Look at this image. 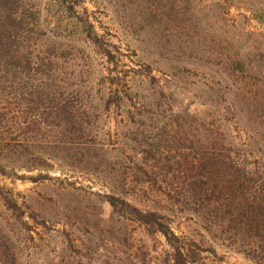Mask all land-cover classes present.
<instances>
[{"label": "rangeland", "instance_id": "1", "mask_svg": "<svg viewBox=\"0 0 264 264\" xmlns=\"http://www.w3.org/2000/svg\"><path fill=\"white\" fill-rule=\"evenodd\" d=\"M23 4L36 14L37 22L26 43L36 48L34 53L45 67L40 66L39 73H11L0 52V163L5 165L0 173V221L5 224L13 213L4 201L9 197L24 209H39L53 223L48 227L32 223L29 235L19 224L18 264L49 260L58 264L63 257L71 264H173V249L162 234L133 221H127L121 234L103 196L116 193L140 205L159 200L155 191L153 198L149 196L148 191L156 188L149 179L155 172H165L157 168L150 178L136 172V152L141 149L133 148L131 140L142 128L132 123L133 115L151 118L152 136L161 131L180 136L183 123L190 135L213 128L220 138L234 136L227 111L225 61L236 52L245 54L248 45L264 44V22L259 21L264 19V0H24ZM6 9V0H0V33ZM40 74L50 76L63 94L74 99L77 109L91 117L84 118L89 134L64 136L75 146L61 143L55 131L38 123L35 131L28 132L27 120L34 111L28 103L29 87L38 84ZM115 90L125 100L106 106ZM164 152L161 147L158 154ZM179 152L169 155L177 161ZM30 164L32 169H27ZM168 217L175 234L190 243L192 264H264V254L249 247L245 254L239 253L227 236L217 235L196 216ZM64 235L81 238L82 248L63 245ZM40 236H48L50 242L44 253L36 247ZM101 236L106 242L94 243Z\"/></svg>", "mask_w": 264, "mask_h": 264}, {"label": "trees", "instance_id": "2", "mask_svg": "<svg viewBox=\"0 0 264 264\" xmlns=\"http://www.w3.org/2000/svg\"><path fill=\"white\" fill-rule=\"evenodd\" d=\"M14 1L15 8L11 6ZM6 2L0 52L4 54L5 63L10 66L8 70L20 75L27 71L39 73L38 68L45 67V63L35 55L36 48L32 50L26 43L36 28V14L24 6V0ZM30 17L34 22L32 19L29 21ZM259 21L264 22V19L259 18ZM224 72L229 79L227 111L233 123L234 136L230 139L220 138L213 128L205 130V133L190 135L184 123L179 125L180 136L173 138L170 131L156 132L152 136L151 131L155 129L150 127L153 125L151 118H147V114L133 115L132 123L142 128L133 133L131 140L135 145L133 148L141 149L136 152L139 160L136 172L146 173L150 178L154 170L159 168L165 175L155 172V177L164 176L174 183L168 184L167 179L151 177L149 180L155 183L156 188L148 191L149 196L152 197L155 191L158 193L156 199L161 200L151 204H135L116 193L103 196L111 209L110 218L114 219L121 234L127 227V221L137 222L153 233L162 234L173 249V264H192L195 260L194 254L191 256L190 253V243L175 234L168 215L196 216L217 235L227 236L239 253L245 254V247H249L264 254V44L261 47L248 45L243 55L238 52L230 55L225 61ZM37 81L38 84L35 82L36 85L29 87L32 92L29 93L28 103L34 107V111L30 112L27 120L28 132L35 131L34 127L38 123L45 129L55 131L56 137L63 141L58 143L75 146L74 141L64 136L72 135L74 139V136L89 134L86 133L84 118L90 120V115L85 110L80 112L74 99L63 94L50 76L43 75ZM117 100L122 103L125 97L115 90L107 97L106 106ZM161 147L166 155L158 154ZM4 149L1 148L3 152ZM190 150L192 153H189ZM174 151H180L177 161L173 155H169ZM21 157L19 152V161ZM29 161H32L31 158H28ZM175 163L178 164L177 169ZM33 165L26 167L32 169ZM4 169L5 165L0 163V173ZM140 183L144 181L140 180ZM158 183L160 186H156ZM144 190L141 192L146 193ZM4 201L7 209L13 213L5 220V224L0 221V264H18V237L15 238V233L19 230V224L21 230L29 235L32 223L48 227L53 221L39 209L31 206L24 209L9 197ZM101 223L104 227L109 224L105 220ZM99 224L97 221L98 227ZM30 239L33 240V237L30 236ZM79 239L73 235L62 236L63 245L68 243L80 249L83 240ZM104 239L105 236H101L94 243L100 244ZM37 241L36 247L40 253L50 248L48 236H40ZM89 246L86 248L90 251ZM30 254L34 258L37 252ZM44 257H48V254ZM52 261L40 264H52ZM58 264L71 263L63 257Z\"/></svg>", "mask_w": 264, "mask_h": 264}]
</instances>
